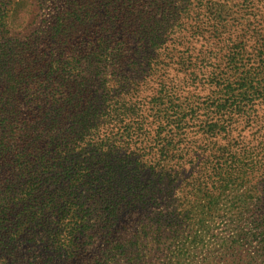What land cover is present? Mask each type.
Listing matches in <instances>:
<instances>
[{"label":"trees","instance_id":"16d2710c","mask_svg":"<svg viewBox=\"0 0 264 264\" xmlns=\"http://www.w3.org/2000/svg\"><path fill=\"white\" fill-rule=\"evenodd\" d=\"M197 1L0 0V264H264V92Z\"/></svg>","mask_w":264,"mask_h":264},{"label":"rangeland","instance_id":"374dc122","mask_svg":"<svg viewBox=\"0 0 264 264\" xmlns=\"http://www.w3.org/2000/svg\"><path fill=\"white\" fill-rule=\"evenodd\" d=\"M184 2L183 5L193 10L192 13L204 11L199 7L194 9L198 4L197 0H184ZM203 2L207 4L205 5L208 8L206 14L211 20L210 24L217 26L214 30V33L217 32L216 36L228 38L229 44L232 45L233 79L238 83V90L251 93L255 90L264 92V0H203ZM51 8L52 6L49 5L44 9L40 13V19L48 18ZM24 11L27 16L30 15L26 10ZM9 26L14 30L18 26L36 28L39 24L29 26V24L22 25V22L14 23L10 20ZM210 30L212 31L211 28ZM254 106H256L253 110L256 111L260 131L240 123L238 133L240 132L250 141L257 142L259 138L264 140V105L258 102ZM242 189H253L255 198L250 203L257 204L260 200L258 206L263 204L264 177L260 174H253L250 177V183H245L244 186L239 183L237 191L240 192ZM238 196H240L239 193ZM92 258L95 257L91 253L87 254L84 257L86 264H92Z\"/></svg>","mask_w":264,"mask_h":264}]
</instances>
